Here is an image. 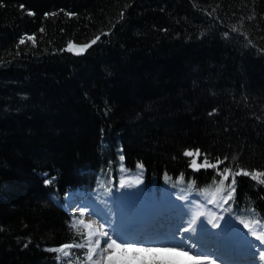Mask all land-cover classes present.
Instances as JSON below:
<instances>
[{"label": "trees", "instance_id": "obj_1", "mask_svg": "<svg viewBox=\"0 0 264 264\" xmlns=\"http://www.w3.org/2000/svg\"><path fill=\"white\" fill-rule=\"evenodd\" d=\"M205 157L264 173V0H0V264L87 244L70 190L115 209L135 176L143 197L211 200ZM261 180L236 175L216 203L262 223Z\"/></svg>", "mask_w": 264, "mask_h": 264}, {"label": "bare ground", "instance_id": "obj_2", "mask_svg": "<svg viewBox=\"0 0 264 264\" xmlns=\"http://www.w3.org/2000/svg\"><path fill=\"white\" fill-rule=\"evenodd\" d=\"M78 193L77 195H79ZM69 198L71 199V196ZM201 201H195L192 195H188L186 198H176L174 204L171 205L164 202L163 206L159 207L158 204H155L153 211L145 217L142 218L139 215L141 218L130 219V223L125 226H122L118 218L116 222L111 221L109 226L103 230L109 233L113 228L125 232L129 231L127 233L129 236L133 238L140 236L139 238L147 240L171 238L172 233H176L175 242L183 240L185 244L195 245L197 251L213 255V258L221 264H264V260L260 257V253L264 252V244H261L253 236H249V239L239 235L233 236L227 226H223L215 217L208 215L207 208ZM200 212L204 214L199 215ZM194 216L198 217L194 225L196 231L185 232L184 229L189 226ZM209 220L219 226L213 227L212 224L208 223ZM86 223L92 224L93 231H97L101 225L98 220L96 221V218L93 219L92 217H88ZM160 230L165 231L163 236ZM158 233H161L160 237L157 236ZM97 238L101 241L104 239L103 237ZM97 250L100 251L101 248L99 247ZM191 255L192 253H189L188 256L165 254L160 259L171 261L172 264H194V261L189 259ZM133 259L136 264H140V261L150 260L152 257L140 254L133 255Z\"/></svg>", "mask_w": 264, "mask_h": 264}, {"label": "snow or ice", "instance_id": "obj_3", "mask_svg": "<svg viewBox=\"0 0 264 264\" xmlns=\"http://www.w3.org/2000/svg\"><path fill=\"white\" fill-rule=\"evenodd\" d=\"M28 39H33L32 37H28ZM21 43H24V40H21ZM73 46L69 45V50H72ZM79 54V53H77ZM184 155L192 157L200 156L199 150H197L196 153H193L191 151L185 152ZM227 159V158H225ZM224 163V161L217 159L216 163H210L208 158L205 157L203 163L197 164L196 159H193L191 161V167L195 170H199L200 168H216L218 169V165ZM139 167H143L142 165H139ZM218 174L222 176V179L220 180L219 186H217L216 191L214 193H210L212 199L209 200L210 203H215V197L218 193H223L227 191V197L225 198V202L227 199H231L232 193L235 191L234 187H232L233 184H235V176L236 175H251L253 179H259L260 176H264V173H249L247 171H244L243 169H240L236 171L234 174L232 172V169L229 167H225L222 172H219ZM232 175V184L228 185V188L225 189L223 187L224 182L229 179V176ZM52 181H46V183H51ZM261 183H264V180L260 181ZM121 187H124V182L121 183ZM87 211V208L83 209L80 213L81 216L84 215V213ZM203 212H200L199 215H203ZM196 216L192 218V220L189 223V226L184 229L185 232H195L196 228L194 225L197 222ZM105 223H108V219L105 216ZM79 225H84L88 229H92V224H85L84 220L81 219L77 222ZM208 223L212 224L213 227H218V224H214L212 220H209ZM241 223H244V227L249 229L250 234L256 239L261 242V244H264V227H261V234H258L257 231L250 228L248 223H245L244 221H241ZM256 224L260 226V221L257 220ZM77 224H74L73 227H76ZM104 225H99L97 231H89L88 237H87V247H88V253H87V259L89 261H92L93 254L96 253L97 249L100 247L101 240L99 238L95 239L93 241V237H103V243L105 245V248L101 250L100 255H103L108 249H113L120 253H133L136 255L145 254L150 255L152 259H144L140 261V264H172L171 261L160 259L162 255L169 254V255H183L188 256L189 253H192V255L189 257L192 261H194V264H217V260L213 258V255L207 254L201 251H197L195 249V245L185 244L183 240L180 242H175V236L176 233H172L171 238L164 237L161 239H152L147 240L144 238H133L129 236L127 232L120 231L118 229L113 228L111 233L108 231H103ZM188 239H191V237H188ZM93 243L95 244V247H93ZM85 247V244H76V245H64L62 248L58 249H52V251L61 252L63 256H69L70 253L68 251H65V249H70L72 247ZM260 257L262 260H264V252L260 253ZM93 264H99L98 261H94Z\"/></svg>", "mask_w": 264, "mask_h": 264}, {"label": "rangeland", "instance_id": "obj_4", "mask_svg": "<svg viewBox=\"0 0 264 264\" xmlns=\"http://www.w3.org/2000/svg\"><path fill=\"white\" fill-rule=\"evenodd\" d=\"M122 182H124V189H126L128 192L129 201H125V200L120 201L117 205V208L104 210L100 206H96L95 203L92 204L87 200L80 201L79 197L77 198L78 196L77 193L72 192L69 195L71 196V199L67 198L69 200V206L67 210L69 212H77L80 215L81 211L87 208V211L84 213L83 216H81V219L84 220L85 224H88L86 223V219L88 217H92L93 219L96 218V221L98 220L100 224L104 225L103 228L106 229L111 221L116 222L118 218L120 219L122 226H125L126 224L128 225L130 223V219H137L141 217L143 218L148 213L152 212L155 204H158L159 207H162L164 202L166 204L171 205L174 204L176 198H186L188 195H192L195 198V201L202 200L201 202L203 203L204 206H206L208 215L215 217V219H217L219 223L221 222L223 226H227L232 232L233 236L239 235L245 237L246 239H249V236H252L249 232V229L244 227V223L233 221L231 217H229L227 214L222 212L220 205H218L216 202L210 203L205 198H201V197L199 198L198 196H195L191 193L188 194L176 193L174 196H166V195L156 196L152 194L150 197H143L140 192L137 178L135 176H130L126 179L124 178ZM72 196L74 197L72 198ZM139 215L141 217H139ZM105 216L109 221L108 223H105V219H104ZM248 224L250 228L257 231L258 234H261V227H264V221L262 223L260 222V226L256 224V221L248 222ZM81 226L85 230V233L88 237L89 231H93V230L86 228L84 225ZM160 232H162V236H163L165 231L160 230ZM157 236L160 237L161 233L160 234L158 233ZM139 237L140 236H138V238ZM92 239L93 241H95L96 237H93ZM92 246L95 247V244L93 243ZM100 248L101 250L105 248L103 241H101ZM101 250L100 251L97 250V253L93 255L92 261H89L86 255L84 264H93L94 261H98L99 264H108V262H115V264H136L133 259V255L136 254L120 253L113 249H108L103 255H100ZM65 251H68L70 255L63 256V254L59 252V257H58L59 262L61 261L60 258H65L67 260L65 261L64 264H73V261H70L69 259V257L71 256V248L65 249ZM217 264H221V263L217 261Z\"/></svg>", "mask_w": 264, "mask_h": 264}]
</instances>
